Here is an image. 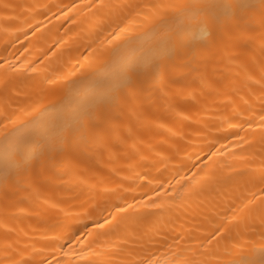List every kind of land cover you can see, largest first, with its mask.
Masks as SVG:
<instances>
[{"label": "bare ground", "instance_id": "1", "mask_svg": "<svg viewBox=\"0 0 264 264\" xmlns=\"http://www.w3.org/2000/svg\"><path fill=\"white\" fill-rule=\"evenodd\" d=\"M0 264H264V0H0Z\"/></svg>", "mask_w": 264, "mask_h": 264}]
</instances>
